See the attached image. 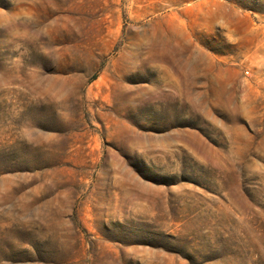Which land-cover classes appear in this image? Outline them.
<instances>
[{
    "label": "rangeland",
    "instance_id": "obj_1",
    "mask_svg": "<svg viewBox=\"0 0 264 264\" xmlns=\"http://www.w3.org/2000/svg\"><path fill=\"white\" fill-rule=\"evenodd\" d=\"M0 264H264V0H0Z\"/></svg>",
    "mask_w": 264,
    "mask_h": 264
}]
</instances>
